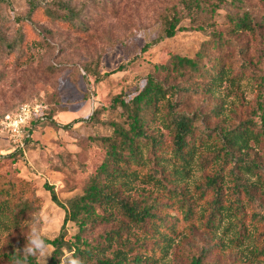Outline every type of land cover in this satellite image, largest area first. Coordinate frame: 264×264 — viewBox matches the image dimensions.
Segmentation results:
<instances>
[{"label":"rangeland","instance_id":"374dc122","mask_svg":"<svg viewBox=\"0 0 264 264\" xmlns=\"http://www.w3.org/2000/svg\"><path fill=\"white\" fill-rule=\"evenodd\" d=\"M243 16L249 17L251 30L232 27ZM173 17L178 20L176 32L167 36L164 28ZM143 46L147 47L142 50ZM173 53L199 55L202 66L224 67L233 78L211 86L209 76L159 68ZM17 57L25 62L18 65ZM121 62L124 69L95 79ZM148 75L165 86L198 88L197 93L180 95V110L196 115L198 124L210 133L240 126L255 130L258 138H250L241 153L257 166L252 173L236 171L253 187V199L245 201L246 215L264 211V0H0V120L25 102L40 103V115L33 118L44 117L23 152L0 158V171L29 180L41 199L19 228L0 226V264H12L3 254L23 248L27 225L36 214L48 217L43 225L48 239L57 236L65 217L61 205L68 207L70 199L84 193L103 158L102 138L114 115L99 108L116 95L132 96ZM46 111L51 118L44 115ZM87 112L91 114L85 116ZM7 140L0 132L3 155L13 150L11 146L7 151ZM216 171V165L200 163L194 156L186 174L176 175L173 183L202 207L196 187ZM44 183L53 187L60 204L51 200ZM224 184L230 187L232 181L225 179ZM114 188L122 197L142 203L158 192L131 177L117 181ZM115 214L86 230L78 220L68 219L65 238L72 241L78 233L90 246L106 244L103 235L126 220ZM177 214L175 209L168 211L174 233L166 235L164 244L135 229L126 230L124 236L151 240L145 244L154 256L159 247L166 251L157 264H194L195 258L201 259L200 264H264V254L257 253L264 242L255 244L257 235L253 240L250 225L246 229L252 236L239 239L232 218L208 231ZM260 231L264 233V222Z\"/></svg>","mask_w":264,"mask_h":264},{"label":"trees","instance_id":"16d2710c","mask_svg":"<svg viewBox=\"0 0 264 264\" xmlns=\"http://www.w3.org/2000/svg\"><path fill=\"white\" fill-rule=\"evenodd\" d=\"M173 18L164 28L167 36H173L176 32L178 20ZM232 27L237 30L253 28L248 16L236 20ZM146 47L143 46L142 50ZM24 62L20 57L16 58L18 65ZM125 66L121 62L110 71L96 74L95 79L107 77ZM158 66L180 73L209 76L211 86L233 78L224 67L216 69L212 65L209 69L202 66L199 55L192 57L173 53L166 63ZM193 92H198L193 84L165 86L154 76L148 75L144 84L132 96L126 98L116 95L108 105L99 108L114 115L108 120L109 133L102 138L103 146L100 148L103 150V158L84 193L70 199L68 207L61 205L65 217L58 235L48 239L56 251L49 257L47 264H59L63 252L72 249H76V255L83 264H157L156 259L161 258L166 251H161L159 247L158 254L154 256L145 244L151 240H130L127 234L124 236V232L135 229L143 233L144 238H154V242L163 241L164 244L167 241L166 235H170L173 230L170 221L172 217L167 216L170 209L180 213L177 214L179 219L182 216V220L191 222L192 226L198 223L208 231L219 227L224 219L232 218L239 239H243L242 235L247 238L252 236V232L247 233L246 229L250 225L253 228V240L257 235L255 244L264 242V233L260 231L264 211L258 210L246 215L245 201L253 199V187L251 183L241 181L240 172L236 171L254 172L257 164L247 161L241 149L247 147L250 138L257 139L258 134L250 127L241 126L224 133H210L202 128L196 115L180 110L183 104L178 100L183 97L180 95ZM44 115L51 118L50 112L48 114L46 111ZM43 119L39 117V120H35L32 117L24 128L22 143L7 155H0V158L23 152L31 140L34 127ZM163 130L170 135V140L163 137ZM194 156L198 157L200 163L207 161L217 167L214 175H208L205 184L196 187L198 200L204 203L202 207L186 196L182 186L173 183L176 175L186 174ZM168 164L170 169L166 167ZM129 177L151 184L158 192L150 202L143 203L122 197L121 190L114 188L115 183ZM225 179L232 181L230 187L226 188ZM44 187L49 190L51 200L60 204L53 187L47 183H44ZM40 200L29 180L17 175L7 176L0 171V226L19 228L35 213ZM99 209L104 214H100ZM116 212L126 220L121 219L118 228L103 235L102 242L106 244L90 246L88 241L81 240L78 233L72 241L65 238V223L68 219L78 220L80 227L86 230L89 225L104 217H114ZM246 219H250L249 224L245 223ZM115 245L120 248H113ZM108 251H111V255ZM257 253L258 256L264 254V245ZM14 258L15 252L3 254V259L9 263L13 264ZM200 262L201 259H194V264ZM28 264H37V261L29 257Z\"/></svg>","mask_w":264,"mask_h":264},{"label":"clouds","instance_id":"9594fccd","mask_svg":"<svg viewBox=\"0 0 264 264\" xmlns=\"http://www.w3.org/2000/svg\"><path fill=\"white\" fill-rule=\"evenodd\" d=\"M91 112L85 113V116ZM48 223V217L36 214L30 218L27 225L28 232L25 236V245L22 249H15L13 264H28L29 257L34 258L37 264H47V258L56 251L48 242V230L43 227ZM58 235V233H57ZM59 264H83V261L76 255V249L66 250L59 257Z\"/></svg>","mask_w":264,"mask_h":264},{"label":"built area","instance_id":"2783aa9c","mask_svg":"<svg viewBox=\"0 0 264 264\" xmlns=\"http://www.w3.org/2000/svg\"><path fill=\"white\" fill-rule=\"evenodd\" d=\"M41 108L37 102L23 103L16 111L5 114L0 120V132L6 135L12 149L22 143L25 126L33 116L40 115Z\"/></svg>","mask_w":264,"mask_h":264},{"label":"crops","instance_id":"0c3cea01","mask_svg":"<svg viewBox=\"0 0 264 264\" xmlns=\"http://www.w3.org/2000/svg\"><path fill=\"white\" fill-rule=\"evenodd\" d=\"M6 147H8L7 148V151H10V150H12L11 149V144H9V143H7V146ZM0 155H3V153L0 151Z\"/></svg>","mask_w":264,"mask_h":264}]
</instances>
